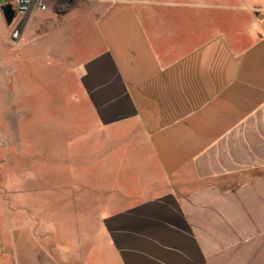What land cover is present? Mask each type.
<instances>
[{"label":"crops","instance_id":"obj_1","mask_svg":"<svg viewBox=\"0 0 264 264\" xmlns=\"http://www.w3.org/2000/svg\"><path fill=\"white\" fill-rule=\"evenodd\" d=\"M11 42L2 136L20 142L19 78L46 57L87 165L75 188L95 191L91 243L65 264H264V0H66ZM4 233L0 264H29Z\"/></svg>","mask_w":264,"mask_h":264},{"label":"rangeland","instance_id":"obj_2","mask_svg":"<svg viewBox=\"0 0 264 264\" xmlns=\"http://www.w3.org/2000/svg\"><path fill=\"white\" fill-rule=\"evenodd\" d=\"M52 4L61 5V1ZM13 23L6 24L0 11V38L8 39ZM47 64L42 56L23 66L19 78L23 105L20 142L7 143L2 136V129L15 127L1 125L0 102V151L9 144L12 153L4 166L8 175L1 192L7 201L8 220L0 224L11 248L20 251L29 264H65L67 256H75L76 250L88 246L92 239L95 191L75 188L87 165L80 156V143L74 149L67 144L65 127L71 122L72 111L60 91L65 82L61 73L52 72ZM1 73L0 65V91ZM68 248L72 252L66 255Z\"/></svg>","mask_w":264,"mask_h":264},{"label":"built area","instance_id":"obj_3","mask_svg":"<svg viewBox=\"0 0 264 264\" xmlns=\"http://www.w3.org/2000/svg\"><path fill=\"white\" fill-rule=\"evenodd\" d=\"M57 1L66 0H10L9 3L14 10L13 26L9 33L10 41L20 38L27 17L33 10L45 11L48 6Z\"/></svg>","mask_w":264,"mask_h":264},{"label":"water","instance_id":"obj_4","mask_svg":"<svg viewBox=\"0 0 264 264\" xmlns=\"http://www.w3.org/2000/svg\"><path fill=\"white\" fill-rule=\"evenodd\" d=\"M0 11L6 24H10L14 18V10L6 0H0Z\"/></svg>","mask_w":264,"mask_h":264},{"label":"flooded vegetation","instance_id":"obj_5","mask_svg":"<svg viewBox=\"0 0 264 264\" xmlns=\"http://www.w3.org/2000/svg\"><path fill=\"white\" fill-rule=\"evenodd\" d=\"M9 1H10V0H6V2H8V3H9Z\"/></svg>","mask_w":264,"mask_h":264}]
</instances>
